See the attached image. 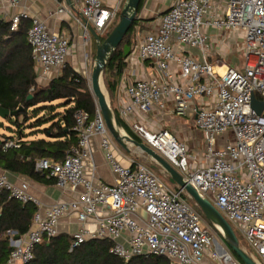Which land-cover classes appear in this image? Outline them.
Here are the masks:
<instances>
[{"label":"built area","instance_id":"1","mask_svg":"<svg viewBox=\"0 0 264 264\" xmlns=\"http://www.w3.org/2000/svg\"><path fill=\"white\" fill-rule=\"evenodd\" d=\"M23 1L0 0V4L16 7ZM223 1L226 9L219 15L213 0H175L163 15L159 30L145 36L134 49L141 60L154 62L164 75L128 84L129 101L118 114L121 119L133 113L146 115L155 109L165 110L171 103L177 116L194 117L206 144L201 165L196 158L189 161L188 146L171 130L151 131L138 121L131 127L142 142L212 202L246 243L251 256L264 264V0ZM74 4L86 40L91 38L88 24L104 35L120 14L103 0H74ZM65 11L63 6L56 13ZM22 18L27 16L20 13L11 18L12 31L18 30ZM30 20L28 41L37 81L42 83L65 66L71 39L50 30L39 17ZM209 27L243 31V67L228 66L219 72L217 64L209 61L205 32ZM176 44L180 52H176ZM186 48L200 49L203 61L186 54ZM173 62L180 67V81L171 72ZM254 99L263 105L260 114L252 105ZM76 123L78 144L62 161L38 159L35 169L62 189L82 187L78 199L60 201L42 211L28 183H14L0 170V192L38 207L29 232L10 231L8 264L33 260L36 246L58 235L60 220L73 214L80 223L92 218L98 226L96 231L82 228L75 232L73 246L90 238L109 239L113 243L110 252L125 261L162 256L171 264H203L209 253L213 264H241L203 226L202 214L183 188L173 189L140 160L129 165L118 160L99 108L93 121H88L85 112H77ZM94 137L101 138L100 147L116 175L114 184L95 182L86 175V165L93 164L90 141ZM0 140L4 149L19 147L15 138L4 141L0 134Z\"/></svg>","mask_w":264,"mask_h":264},{"label":"trees","instance_id":"2","mask_svg":"<svg viewBox=\"0 0 264 264\" xmlns=\"http://www.w3.org/2000/svg\"><path fill=\"white\" fill-rule=\"evenodd\" d=\"M141 4L142 0L138 10ZM115 24L104 36L100 35L102 40ZM30 25L31 20L29 22L27 18H22L18 30L12 31L11 21L0 20V106L9 111L21 108L18 115L0 120L4 141L15 138L19 144L18 148L4 149V142L0 140V168L20 173L35 181L48 182L52 178L35 169L36 161L41 158L62 161L79 141L77 112H85L88 121H93L98 106L91 94L89 80L68 63L46 87L38 85L37 67L28 41ZM135 25L136 22L112 53L104 76L111 106L122 127L131 137L142 142L138 135L129 130L114 107L115 91L126 66L124 46L131 48L135 43ZM37 209L35 203H22L9 197L7 192H0V264H8L12 249L10 231H16L20 235L29 232ZM198 210L203 219H206L203 212ZM208 223L214 226L210 221ZM73 243L74 238L69 234H58L45 239L36 246L34 258L27 264H171L169 259L162 256L136 257L125 261L110 252L113 243L109 239L90 238L77 246H73Z\"/></svg>","mask_w":264,"mask_h":264},{"label":"crops","instance_id":"3","mask_svg":"<svg viewBox=\"0 0 264 264\" xmlns=\"http://www.w3.org/2000/svg\"><path fill=\"white\" fill-rule=\"evenodd\" d=\"M71 1L72 4H69L67 0H25L16 7H12L6 3H1L0 20L11 21L13 16L20 13L25 14L29 22L33 17L41 18L46 22L47 27L50 30L65 34L71 39V46L66 63L70 64L75 70L80 72L78 67L79 65L85 64L84 61H86V57L88 56V54L85 53L87 50V40L84 36L83 26L76 21V17L80 16V11L76 6H74V0ZM213 1L218 5V14H224L226 3L223 0ZM125 2L126 0H103V3L107 7L118 8L119 13L121 12ZM174 2L175 0H142L141 7L137 13L135 21L136 25L133 33L135 43L130 49L131 53L126 59V66L122 76L119 79L117 90L115 91L114 95V107L116 108L117 112L121 106H123L125 103H128L129 101L125 91L128 84L138 79H147L149 77L161 78L164 75L161 69L158 68L154 62L141 60L137 53L134 52V49L136 48V44H138V42L141 41L145 36L159 30L163 15L170 9ZM63 6L66 7L67 11L64 13H56L57 9ZM70 12H72L73 15ZM241 31L242 30H238V32ZM205 32L208 35L210 45L208 57L209 61L217 64V70L219 72H224L226 67L230 65L224 62L223 58L227 56L231 46L230 41L237 31L228 32L225 30H217L216 28L209 27L205 30ZM89 40H91L92 43L94 41L95 45L97 44L93 35ZM175 50L176 52L181 51L177 44L175 45ZM185 52L186 54H190L198 61H203L204 59L200 49L186 48ZM240 53H243L241 48ZM170 69L171 72H173L175 79L180 81L177 79L180 72V67L173 62L170 65ZM58 70L59 69L53 71L52 78L56 77L60 73ZM122 120L132 132L133 130L131 124L135 121H138L142 123L148 130L157 131L160 129H168L176 134L179 140L180 134H182L185 136V141L187 143L190 144V142L193 141L196 144V140L191 133L194 129H197L194 123V117L189 116L187 118H179V116L174 113L173 105L171 103L165 110L155 109L146 115L133 113L127 116V118H122ZM197 130L202 136L205 144L203 133L199 129ZM3 132L4 131L0 129V133L3 134ZM113 140L116 157L123 165H129L132 160H139V157L143 156V152L138 148L130 146L129 149H125L120 144H118L114 138ZM100 141V137H94L90 141L93 164L86 165V175L89 178H94L95 182L114 184L116 181V175L112 171L110 164L107 162L104 156V152L100 147ZM205 148L206 144L203 148L204 154ZM204 154L202 155V158L200 157L203 160L202 164L205 162ZM197 157L198 155L195 156V158ZM197 164L200 165L198 162ZM0 170L2 169L0 168ZM4 172L14 183L20 184L25 182L29 184V191L39 202V207H41L42 211L56 204L57 202L78 199L80 193L83 190L82 187H78L76 190L71 188L62 189L56 185L54 179L49 180L48 182H39L20 173L9 171ZM97 227V223L94 219H89L87 223H80L77 215L73 214L63 217L60 220L58 224V233L69 234L73 236L75 232L82 228H86L88 231L92 232L96 231ZM203 264H213L209 253L206 254Z\"/></svg>","mask_w":264,"mask_h":264},{"label":"water","instance_id":"4","mask_svg":"<svg viewBox=\"0 0 264 264\" xmlns=\"http://www.w3.org/2000/svg\"><path fill=\"white\" fill-rule=\"evenodd\" d=\"M141 0H126L117 24L109 32L104 40L90 25L89 29L97 42L96 62L92 69L90 76V85L95 96L97 106L101 111L108 131L111 136L123 148L129 149L130 146L138 148L145 153L155 163L151 165L153 169L161 167L168 174L169 182L183 188L195 205L203 212L206 219L210 221L221 233L222 239L226 246L235 252L244 262V264H259L249 253H247L241 246L239 237L232 226V224L224 217V215L212 204V202L198 191L192 184H190L165 158H163L154 149L149 147L145 142H139L126 133L122 127L121 122L116 115L114 109L111 107L110 101L102 88L103 76L106 70L107 62L112 53L123 42L127 32L136 21L138 8ZM72 4L71 0H67ZM87 22L86 20H84ZM130 47L124 46V57L127 58L130 54ZM104 84V83H103ZM253 107L260 114L263 110V105L255 99L252 102ZM21 111H9L0 106V117L6 119L9 116H16ZM216 242H218L216 240Z\"/></svg>","mask_w":264,"mask_h":264},{"label":"rangeland","instance_id":"5","mask_svg":"<svg viewBox=\"0 0 264 264\" xmlns=\"http://www.w3.org/2000/svg\"><path fill=\"white\" fill-rule=\"evenodd\" d=\"M118 20H119V16L117 17V20L115 21L116 24H117ZM241 32L237 31L235 33V35L233 36L232 40L230 41L231 46L229 48L228 54H227L226 57L223 58V61L226 62L227 64H229L230 66L243 67L244 63H245L244 55H243V53H240V48H241V45H242L243 31H241ZM101 36H104V35L101 34ZM86 43H87V47H86L87 50L85 51V53L88 54V56L86 57V61H84L85 64L79 65L78 69H80V73L89 80V87H90V91L92 92L91 85H90V76H91L92 69H93V67L95 65V62H96L97 44L95 45L94 41L92 43L91 40H87ZM61 69L62 68H59L58 71L60 72ZM49 81H45V82L39 83L38 85L40 87H46L48 85ZM103 83H104L103 84L104 91H105V93H106V95H107V97H108V99L110 101V94H109V91H108V86H107V81H106V77L105 76H103ZM91 94L94 96L93 92ZM94 99H95V96H94ZM111 107L113 108V106H111ZM181 118H184V117H181ZM0 120H5V119L0 117ZM4 122L6 123V121H4ZM126 133L129 134L128 132H126ZM191 133H192L194 139L196 140V144L193 141L190 142V144L187 143L185 141L186 140L185 136H183L182 134H180V140L185 142L188 145V147H189V152H188L189 161H193L195 159V156L198 155V157L196 158V161L201 165L202 161H203L201 158H202V155L204 154L203 148L205 146L204 140L202 139V136L200 135V133H199V131L197 129H194ZM139 160L144 162L146 165H149L150 167H151V165L155 164L152 161V159L150 157H148L145 153H143L142 157H139ZM153 171L158 176H160L162 179L166 180V182L173 189H176L178 187L177 185L172 184V183L169 182L168 174L165 172V170L163 168L158 167L157 169H153ZM189 200L192 203H194V201L192 199L189 198ZM203 226L208 228L210 230L212 236L221 244V246L225 249V251H227L229 254H231V256H233L235 258L234 253L226 246L225 242L223 241L221 233L219 232L217 227L211 226V224L208 223V221L205 218L203 219ZM237 236L239 237L240 244H241L242 248L247 253L252 255V253L249 251L246 243L241 239V237L239 235H237ZM254 258H255V260H258L256 257H254Z\"/></svg>","mask_w":264,"mask_h":264},{"label":"bare ground","instance_id":"6","mask_svg":"<svg viewBox=\"0 0 264 264\" xmlns=\"http://www.w3.org/2000/svg\"><path fill=\"white\" fill-rule=\"evenodd\" d=\"M101 84H102V88H103V90H104V87H103V81H102V83H101Z\"/></svg>","mask_w":264,"mask_h":264}]
</instances>
